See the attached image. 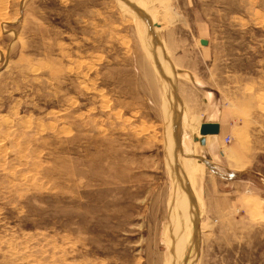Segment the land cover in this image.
Segmentation results:
<instances>
[{
  "label": "rangeland",
  "instance_id": "obj_1",
  "mask_svg": "<svg viewBox=\"0 0 264 264\" xmlns=\"http://www.w3.org/2000/svg\"><path fill=\"white\" fill-rule=\"evenodd\" d=\"M122 2L0 0V264H264V0Z\"/></svg>",
  "mask_w": 264,
  "mask_h": 264
},
{
  "label": "crops",
  "instance_id": "obj_2",
  "mask_svg": "<svg viewBox=\"0 0 264 264\" xmlns=\"http://www.w3.org/2000/svg\"><path fill=\"white\" fill-rule=\"evenodd\" d=\"M204 123H210V124H216L217 125L216 137L214 139H210V151H212V149H214L213 152H212V156L216 155V156H219L220 159L224 158L223 152L221 151V149H222L221 146L224 147L223 146V145H225L224 139L226 137H228V134H229V129L227 127V124H226L225 120L221 117L220 119H214L212 121L207 120V121L201 122V124H204ZM197 134H199V128H198ZM212 136H215V135H212ZM210 164L212 166L213 165L215 166L214 163H210ZM225 171L227 172L226 175L221 176V175L218 174L220 177L219 176L218 177L214 176V177H216L218 179H222L226 184H230V186H234V187H237L235 185L239 186V184L243 183L242 181L238 180L239 179L238 177L242 176L244 174L245 170L244 171H240V170H235V169H232V168L230 169V167L227 166L225 168ZM205 188H207V185H206ZM234 193L235 192H228V193H225V194H234ZM206 195H210V193L206 192Z\"/></svg>",
  "mask_w": 264,
  "mask_h": 264
},
{
  "label": "bare ground",
  "instance_id": "obj_3",
  "mask_svg": "<svg viewBox=\"0 0 264 264\" xmlns=\"http://www.w3.org/2000/svg\"><path fill=\"white\" fill-rule=\"evenodd\" d=\"M2 1V0H1ZM123 2H122V4L123 5H126V6H128V9H129V5H132L133 4V8H139L140 9V11L142 12V11H144L143 10V7H142V2H140V0H122ZM132 3V4H131ZM160 3V2H159ZM1 8V7H0ZM166 9V8H165ZM3 10V9H2ZM132 10V9H131ZM135 9H133V11H134ZM167 10H168V8H167ZM146 11V10H145ZM170 11V10H169ZM136 12V11H135ZM147 12V11H146ZM0 13H1V11H0ZM143 13V12H142ZM165 13V12H164ZM169 13V12H168ZM168 13H167V15H168ZM158 14H159V12H158ZM1 15V14H0ZM164 15H166V13L164 14ZM172 17H173V15H172ZM171 17V19H173V18H175V17H173L172 18ZM147 18V17H146ZM2 19V18H1ZM0 19V20H1ZM5 19V18H4ZM170 18H169V22H171L172 20H171ZM3 20V19H2ZM2 22V21H1ZM153 29V28H152ZM144 34V33H143ZM149 34V33H148ZM150 41V40H149ZM158 53V52H157ZM156 57V56H155ZM174 85V84H173ZM214 115H212V117H213ZM178 119V118H177ZM196 122V121H195ZM197 123H198V125H197V129L195 130V133H197L198 132V128L200 127V122L197 120ZM186 130H189L190 132L192 131L193 133H194V129H193V125H192V123H190L189 121L187 122V124H186ZM195 128V127H194ZM171 134V133H170ZM196 140L197 141H199L200 139H203V142H204V144H205V146H207V147H209L210 148V139H214L215 137H216V135L215 136H208V135H206V136H200V134H196ZM212 147V146H211ZM171 151V150H170ZM186 151H188V150H186ZM172 152V151H171ZM190 151H188L187 152V154L189 153ZM191 153V152H190ZM175 159V158H174ZM174 164V163H173ZM193 164H195V162H194V160L192 159V158H190V159H188L185 163H184V168H185V171H187V173L185 174V175H183L184 177L186 176H188L189 175V173H190V171H191V169L192 168H194L193 166ZM182 165V164H181ZM183 172V171H182ZM180 195V194H179ZM187 198V197H186ZM184 200H186V199H184ZM179 201H181V212H180V214H181V216H180V222H181V225H179L180 226V228L178 229V230H180V234H181V231H182V229H183V227L185 226V224H187V222L188 221H190V219H189V208H188V206H189V204L187 203V201H185L187 204H188V206L187 205H185V202L183 201V199L181 198ZM178 201V202H179ZM191 221H193L192 219H191ZM195 224H196V221L194 222ZM194 223H192V225H194ZM189 224V223H188ZM187 224V225H188ZM197 225H195V227H196ZM175 227H176V225H175ZM194 228V227H193ZM195 229V228H194ZM177 230V231H178ZM192 231H193V229H192ZM197 231H198V227H197ZM196 231V232H197ZM174 232H176V231H174ZM178 233V232H177ZM183 233V232H182ZM177 236H178V234H177ZM192 260L194 259V255L192 256V258H191Z\"/></svg>",
  "mask_w": 264,
  "mask_h": 264
},
{
  "label": "water",
  "instance_id": "obj_4",
  "mask_svg": "<svg viewBox=\"0 0 264 264\" xmlns=\"http://www.w3.org/2000/svg\"><path fill=\"white\" fill-rule=\"evenodd\" d=\"M200 45L205 46L206 45V41L200 40ZM217 133V125L216 124H210V123H204L201 124L199 127V134L200 136H212V135H216ZM199 145L204 146V142L203 139H200L198 141Z\"/></svg>",
  "mask_w": 264,
  "mask_h": 264
},
{
  "label": "built area",
  "instance_id": "obj_5",
  "mask_svg": "<svg viewBox=\"0 0 264 264\" xmlns=\"http://www.w3.org/2000/svg\"><path fill=\"white\" fill-rule=\"evenodd\" d=\"M228 141H229V138L226 137V138L224 139V143H227Z\"/></svg>",
  "mask_w": 264,
  "mask_h": 264
}]
</instances>
